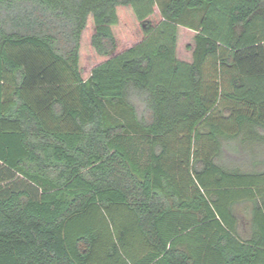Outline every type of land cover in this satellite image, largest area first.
Returning <instances> with one entry per match:
<instances>
[{
  "label": "trees",
  "instance_id": "1",
  "mask_svg": "<svg viewBox=\"0 0 264 264\" xmlns=\"http://www.w3.org/2000/svg\"><path fill=\"white\" fill-rule=\"evenodd\" d=\"M231 1L0 0V264H264V0Z\"/></svg>",
  "mask_w": 264,
  "mask_h": 264
},
{
  "label": "crops",
  "instance_id": "2",
  "mask_svg": "<svg viewBox=\"0 0 264 264\" xmlns=\"http://www.w3.org/2000/svg\"><path fill=\"white\" fill-rule=\"evenodd\" d=\"M161 5L166 6L167 4L170 3L171 0H159ZM214 1L213 4L217 6H231L232 1L231 0H192L193 4V9L190 11H187L184 16L183 20L186 22H192L193 24L199 25L202 21H204L205 13L204 11L201 10H196L199 6H205V5H211L212 2ZM195 5V6H194ZM227 19L226 15L224 14H219V13H214L208 18L207 20L210 22H219V21H225ZM237 233L240 236V242L244 244V217L240 218L239 223L237 224ZM214 251L213 249L209 250V253ZM204 257V256H203ZM214 256L213 255H208V260L209 264L213 263L214 261Z\"/></svg>",
  "mask_w": 264,
  "mask_h": 264
},
{
  "label": "rangeland",
  "instance_id": "3",
  "mask_svg": "<svg viewBox=\"0 0 264 264\" xmlns=\"http://www.w3.org/2000/svg\"><path fill=\"white\" fill-rule=\"evenodd\" d=\"M156 1V4L158 6V8L161 7V3L159 0H155ZM244 157V156H243ZM242 156H232L231 154L228 156V161H230L231 163H233V165H238L240 163H243L244 164V160L242 159L243 158ZM260 169H263L264 167L261 166L259 167ZM244 180V178H243ZM244 189V188H243Z\"/></svg>",
  "mask_w": 264,
  "mask_h": 264
}]
</instances>
